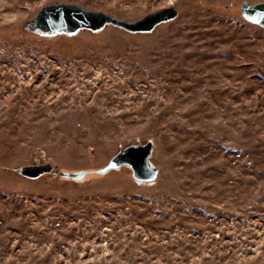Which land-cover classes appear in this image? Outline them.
I'll return each instance as SVG.
<instances>
[{
  "label": "rangeland",
  "instance_id": "1",
  "mask_svg": "<svg viewBox=\"0 0 264 264\" xmlns=\"http://www.w3.org/2000/svg\"><path fill=\"white\" fill-rule=\"evenodd\" d=\"M52 1L0 0V264H264V26L241 11L261 0H63L180 14L149 32H25ZM85 115L116 149L151 138L163 178L13 169L107 162Z\"/></svg>",
  "mask_w": 264,
  "mask_h": 264
},
{
  "label": "water",
  "instance_id": "2",
  "mask_svg": "<svg viewBox=\"0 0 264 264\" xmlns=\"http://www.w3.org/2000/svg\"><path fill=\"white\" fill-rule=\"evenodd\" d=\"M241 11L246 19L264 26V0L254 3L243 1ZM179 14V8L171 4L130 20L84 4L59 0L43 5L24 23L23 29L27 33L50 37L73 34L81 29L98 32L110 24L131 32H149L159 24L177 18ZM85 116L92 131L91 137L94 135L93 140L101 143L106 151H110L107 162L98 163L96 155L91 153V163L88 166L55 165L51 161L38 163L33 159L29 163L16 165L13 169L30 178L45 177L55 182H72L79 185L109 177L146 184L158 183L163 178L164 166L152 160L154 141L151 138H145L146 141L138 139L137 142L116 149L115 141L107 142V133L112 135L113 132L100 129L91 117ZM153 126L154 121L144 135H148Z\"/></svg>",
  "mask_w": 264,
  "mask_h": 264
},
{
  "label": "flooded vegetation",
  "instance_id": "3",
  "mask_svg": "<svg viewBox=\"0 0 264 264\" xmlns=\"http://www.w3.org/2000/svg\"><path fill=\"white\" fill-rule=\"evenodd\" d=\"M36 160L38 161V163H42V162H41V161H42V159H40V158H37ZM53 174H55V173H53Z\"/></svg>",
  "mask_w": 264,
  "mask_h": 264
},
{
  "label": "trees",
  "instance_id": "4",
  "mask_svg": "<svg viewBox=\"0 0 264 264\" xmlns=\"http://www.w3.org/2000/svg\"><path fill=\"white\" fill-rule=\"evenodd\" d=\"M248 20V19H247ZM248 21H250V20H248ZM55 37H57V36H55Z\"/></svg>",
  "mask_w": 264,
  "mask_h": 264
}]
</instances>
